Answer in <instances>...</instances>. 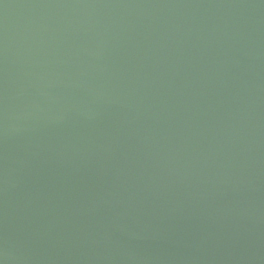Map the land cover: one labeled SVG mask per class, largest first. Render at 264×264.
Segmentation results:
<instances>
[{"label": "water", "instance_id": "95a60500", "mask_svg": "<svg viewBox=\"0 0 264 264\" xmlns=\"http://www.w3.org/2000/svg\"><path fill=\"white\" fill-rule=\"evenodd\" d=\"M0 264H264V0H0Z\"/></svg>", "mask_w": 264, "mask_h": 264}]
</instances>
